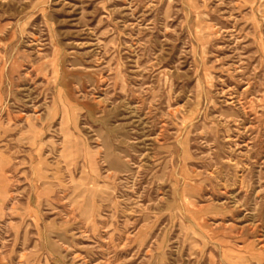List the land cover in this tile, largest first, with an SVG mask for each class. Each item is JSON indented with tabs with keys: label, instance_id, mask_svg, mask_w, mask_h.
I'll list each match as a JSON object with an SVG mask.
<instances>
[{
	"label": "rangeland",
	"instance_id": "374dc122",
	"mask_svg": "<svg viewBox=\"0 0 264 264\" xmlns=\"http://www.w3.org/2000/svg\"><path fill=\"white\" fill-rule=\"evenodd\" d=\"M0 264H264V0H0Z\"/></svg>",
	"mask_w": 264,
	"mask_h": 264
},
{
	"label": "bare ground",
	"instance_id": "6f19581e",
	"mask_svg": "<svg viewBox=\"0 0 264 264\" xmlns=\"http://www.w3.org/2000/svg\"><path fill=\"white\" fill-rule=\"evenodd\" d=\"M5 166H6V165H5ZM5 166H4V167H5ZM6 169H7V168H6ZM4 172H5V171H4ZM5 185H6V184H5Z\"/></svg>",
	"mask_w": 264,
	"mask_h": 264
}]
</instances>
